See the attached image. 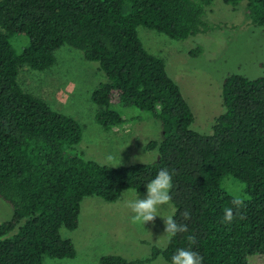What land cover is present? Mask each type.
Instances as JSON below:
<instances>
[{
    "label": "trees",
    "instance_id": "trees-1",
    "mask_svg": "<svg viewBox=\"0 0 264 264\" xmlns=\"http://www.w3.org/2000/svg\"><path fill=\"white\" fill-rule=\"evenodd\" d=\"M246 1L247 18L264 26V0ZM213 2L0 0V198L13 210L0 223V264L74 258L75 245L61 229L78 227L83 198L115 201L130 188L146 192L163 168L172 173V217L188 231L171 236L164 248L153 246L149 257L110 254L101 264H144L159 255L171 262L178 248L198 252L201 264H250L251 256L264 254V74L229 73L222 85L225 111L213 133L203 134L191 128L194 113L164 59L138 34L139 25L172 39L206 32L211 27L204 16ZM14 35L27 38L23 48L15 46ZM64 45L99 63L107 77L91 97L98 123L110 129L124 121L115 105L140 108L160 122L162 138L146 145L159 148L156 162L111 166L85 158L73 150L83 138L79 120L22 87L20 68H50ZM228 175L246 183L249 197L242 198L243 220L222 223L226 207L235 216V196L221 189Z\"/></svg>",
    "mask_w": 264,
    "mask_h": 264
},
{
    "label": "rangeland",
    "instance_id": "rangeland-1",
    "mask_svg": "<svg viewBox=\"0 0 264 264\" xmlns=\"http://www.w3.org/2000/svg\"><path fill=\"white\" fill-rule=\"evenodd\" d=\"M246 4V0L237 5L214 0L207 6L204 16L211 28L187 39H172L144 25L138 26L144 46L164 59L168 74L190 104L194 113L191 128L203 134L213 133L216 117L225 111L222 85L229 73L249 78L264 74V26H256L247 18ZM12 40L18 49L27 43L23 36L14 35ZM197 48L201 51L192 55L191 51ZM55 56V63L45 70L23 65L18 79L26 91L79 120L83 138L73 150L87 159L111 166L156 162L160 156L159 148L146 149V145L162 138L160 122L140 108L115 105L124 121L106 129L96 120L98 106L91 98L99 83L107 80L99 63L87 60L80 50L68 45L59 48ZM221 189L235 197H249L246 183L232 175L223 178ZM145 195L146 192L139 193L130 188L115 201L96 195L84 197L78 227L61 229L62 236L73 241L76 256L47 257L45 263L101 264L100 258L110 254L129 260L142 259L151 256L153 246L166 247L171 236L165 235L162 217L172 216L175 206L171 201L158 206L154 221L145 225L133 224L131 217L134 214L127 204ZM12 215V208L0 198V223ZM249 262L264 264V254L251 256ZM144 264L171 262L159 255Z\"/></svg>",
    "mask_w": 264,
    "mask_h": 264
},
{
    "label": "clouds",
    "instance_id": "clouds-1",
    "mask_svg": "<svg viewBox=\"0 0 264 264\" xmlns=\"http://www.w3.org/2000/svg\"><path fill=\"white\" fill-rule=\"evenodd\" d=\"M111 160V157H108ZM146 195L144 198H135L128 202L127 207L134 214L131 217L133 224L140 223L145 225L147 222L154 221L157 216L158 206L168 204L172 196L170 190L173 187L172 173L167 168L160 169L154 178L149 180L144 186ZM231 204L235 208V216L233 207H226L223 210L222 223H231L235 218L243 220L245 217L240 212V209L245 206V202L240 197H235L231 200ZM185 220L190 218V213L184 211L181 213ZM165 225V235L176 236L178 233L188 231L186 224H178L172 216L162 217ZM190 243L195 241V237L190 236ZM203 257L198 252L178 248L172 255L171 264H201Z\"/></svg>",
    "mask_w": 264,
    "mask_h": 264
}]
</instances>
